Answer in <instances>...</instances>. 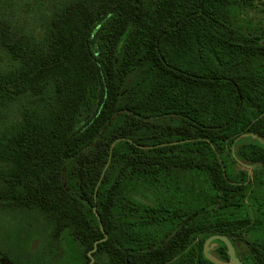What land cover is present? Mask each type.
Returning a JSON list of instances; mask_svg holds the SVG:
<instances>
[{"label": "trees", "instance_id": "1", "mask_svg": "<svg viewBox=\"0 0 264 264\" xmlns=\"http://www.w3.org/2000/svg\"><path fill=\"white\" fill-rule=\"evenodd\" d=\"M5 210L10 264H264V0H0Z\"/></svg>", "mask_w": 264, "mask_h": 264}, {"label": "rangeland", "instance_id": "2", "mask_svg": "<svg viewBox=\"0 0 264 264\" xmlns=\"http://www.w3.org/2000/svg\"><path fill=\"white\" fill-rule=\"evenodd\" d=\"M28 221H33L31 215L21 211L5 210L0 214V234L3 243L20 242L22 244L27 242L35 232V229ZM2 258L4 257H1L0 260ZM5 259L9 262L7 258ZM2 263L5 264V261Z\"/></svg>", "mask_w": 264, "mask_h": 264}, {"label": "water", "instance_id": "3", "mask_svg": "<svg viewBox=\"0 0 264 264\" xmlns=\"http://www.w3.org/2000/svg\"><path fill=\"white\" fill-rule=\"evenodd\" d=\"M213 241H220V242H222L226 246L227 255H228V261L222 262V261L218 260L217 258H215V257H213V256L210 255V253H209V245ZM95 249H96V243H94L93 250L88 253V256L91 259L90 260V264L93 263V259H92L91 253L94 252ZM203 254H204V257L208 261H210L211 263H213V264H242L240 262V260L235 255V249H234V247L232 246V244L230 243V241L227 239V237H225L223 235H213V236L208 237L205 240L204 245H203ZM3 261H5V264H10L5 258H2L0 260L1 264H3L2 263Z\"/></svg>", "mask_w": 264, "mask_h": 264}, {"label": "flooded vegetation", "instance_id": "4", "mask_svg": "<svg viewBox=\"0 0 264 264\" xmlns=\"http://www.w3.org/2000/svg\"><path fill=\"white\" fill-rule=\"evenodd\" d=\"M236 166L239 168V171L242 173L243 171H246L247 172V174L249 175V177L251 178V176L253 175V169L256 167L255 165L254 166H250V165H243V164H236ZM213 236V235H212ZM224 236V235H223ZM226 237V236H225ZM228 239V238H227ZM229 240V239H228ZM214 242V241H213ZM211 243L210 245H209V253H210V255L211 256H213V257H215V258H217L218 260H220V261H222V262H226V261H228V259L227 260H224V259H221L220 258V256H218V255H216L215 254V251H216V249H217V245L215 244V243ZM231 243V242H230ZM232 244V243H231ZM204 245V244H203ZM233 246V245H232ZM234 247V249H235V255L237 254V251H240L241 250V247L240 246H238V247H236V246H233ZM1 258V257H0Z\"/></svg>", "mask_w": 264, "mask_h": 264}]
</instances>
